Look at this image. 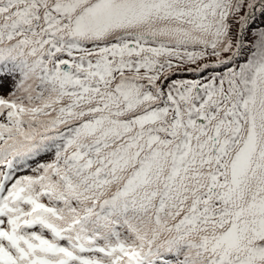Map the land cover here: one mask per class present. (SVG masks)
<instances>
[{
	"label": "snow or ice",
	"instance_id": "6c2138e0",
	"mask_svg": "<svg viewBox=\"0 0 264 264\" xmlns=\"http://www.w3.org/2000/svg\"><path fill=\"white\" fill-rule=\"evenodd\" d=\"M0 264H264V0H0Z\"/></svg>",
	"mask_w": 264,
	"mask_h": 264
}]
</instances>
